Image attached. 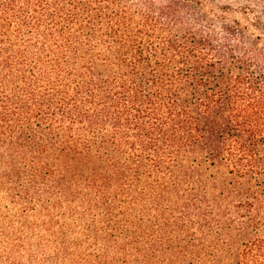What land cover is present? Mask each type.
Segmentation results:
<instances>
[{"label": "trees", "instance_id": "16d2710c", "mask_svg": "<svg viewBox=\"0 0 264 264\" xmlns=\"http://www.w3.org/2000/svg\"><path fill=\"white\" fill-rule=\"evenodd\" d=\"M233 1L0 0V264H264V0Z\"/></svg>", "mask_w": 264, "mask_h": 264}, {"label": "rangeland", "instance_id": "374dc122", "mask_svg": "<svg viewBox=\"0 0 264 264\" xmlns=\"http://www.w3.org/2000/svg\"><path fill=\"white\" fill-rule=\"evenodd\" d=\"M217 2H219L220 4H233L234 1L233 0H215ZM223 175H226V173L223 171L222 172ZM0 213H1V194H0ZM0 228H1V224H0Z\"/></svg>", "mask_w": 264, "mask_h": 264}]
</instances>
